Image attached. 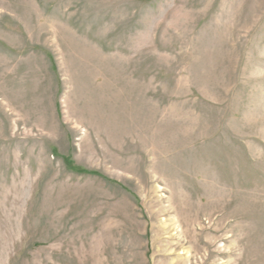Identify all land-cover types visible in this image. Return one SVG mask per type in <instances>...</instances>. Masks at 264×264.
Returning a JSON list of instances; mask_svg holds the SVG:
<instances>
[{"label": "rangeland", "instance_id": "1", "mask_svg": "<svg viewBox=\"0 0 264 264\" xmlns=\"http://www.w3.org/2000/svg\"><path fill=\"white\" fill-rule=\"evenodd\" d=\"M0 264H264V0H0Z\"/></svg>", "mask_w": 264, "mask_h": 264}]
</instances>
